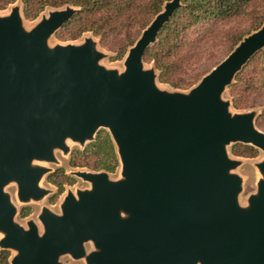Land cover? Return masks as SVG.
<instances>
[{
	"label": "water",
	"instance_id": "obj_1",
	"mask_svg": "<svg viewBox=\"0 0 264 264\" xmlns=\"http://www.w3.org/2000/svg\"><path fill=\"white\" fill-rule=\"evenodd\" d=\"M181 1L164 4L122 71L101 65L93 36L49 46L76 8L53 10L30 30L20 6L0 17V250L13 253L10 264H63L65 256L84 264H264V159L242 205V161L227 150L264 152L260 111L232 113L222 98L264 49V23L187 93L168 91L143 56ZM101 128L120 178L75 172L90 187L68 193L60 214L43 207L39 224L16 223L6 187L17 186L21 204L42 200L55 152L68 155V142L83 148Z\"/></svg>",
	"mask_w": 264,
	"mask_h": 264
},
{
	"label": "trees",
	"instance_id": "obj_2",
	"mask_svg": "<svg viewBox=\"0 0 264 264\" xmlns=\"http://www.w3.org/2000/svg\"><path fill=\"white\" fill-rule=\"evenodd\" d=\"M169 1L0 0V11L20 3L25 20L34 21L47 9L76 8L77 13L57 31L54 38L69 42L91 34L102 48L114 55L113 61H119ZM263 23L264 0H182L181 7L160 29L155 44L145 51L143 61L156 69L160 84L186 91L207 74L199 73L191 80L184 78L193 59L199 56L196 45L210 43L220 46L225 58L243 38L258 31ZM263 59V52H257L236 75L228 92L232 108L238 111L244 110L252 97L259 100L260 114L256 127L264 132ZM230 153L242 159H255L259 154L257 149L243 144L234 145ZM69 166L114 174L119 161L109 134L102 131L85 150L74 151ZM60 172L48 179L57 190L52 202L62 194L63 185L69 180ZM10 256L8 251L0 250V264H10Z\"/></svg>",
	"mask_w": 264,
	"mask_h": 264
},
{
	"label": "rangeland",
	"instance_id": "obj_3",
	"mask_svg": "<svg viewBox=\"0 0 264 264\" xmlns=\"http://www.w3.org/2000/svg\"><path fill=\"white\" fill-rule=\"evenodd\" d=\"M15 6H20V8H21L20 3H16L14 5H11L6 10L0 11V17L9 15L11 12V9ZM53 10H55V9H47L45 12H43L34 21H28V20H25L24 17H22L24 28L26 30H30L43 17H47L49 12H51ZM91 36H92L91 34H85L80 39H78L77 41L62 42V41L56 40L54 38L55 37V35H54L49 39L48 44L50 47H52L54 45H69V44L78 45V44L83 43L85 38L91 37ZM94 41L97 42V51L104 55V58L100 61L101 65H103L105 68H108V69H117V70L122 71L124 69L123 63H124L125 58H123L122 60H119V61H113L112 58L114 57V55L110 51H108L107 49L102 48L99 44L98 39L94 38ZM195 49L199 51V56L197 57V59H193L191 67L186 70V74L184 75V78L187 80H191L194 75H197L199 73L200 74L201 73L202 74L209 73L214 68L215 64H219L224 59L223 49H221L220 46H213V44H210V43L199 44V45H196ZM262 52L264 54V49L262 50ZM263 65H264V59H263ZM145 66H146V68L152 67V65H148V64H145ZM263 68H264V66H263ZM196 85L192 86L190 89H192ZM158 87L161 89L168 90V91H177V92H186V93L190 90V89L186 90V91L175 90V89H172L166 85H162L159 82H158ZM222 98L224 100L230 101L232 104V100H231V97L229 95L228 89L224 92ZM252 110L258 111V112L260 111L259 100L256 99L255 97H252L250 99L249 103L247 104V106L245 107L244 110L238 111V110H235L232 107H230V111L232 113H243V112H249ZM102 131L107 132L106 129H102V128L99 129V131L97 132V134L95 136V139H96L97 135ZM91 143H93V142H91ZM91 143L87 142L86 145L82 148L78 144L68 142V147L70 149L69 154L64 155L62 152L56 151L55 152V158L57 160V163H54V164L50 163V164L46 165V167H48V169H50V172H49L50 176L53 174H56L57 172L62 171L65 175H67L68 177H72V179H73V182L71 185H67L65 187L63 186V192L57 198L56 201L52 202V199L55 196L57 190L53 186L46 183V181H45L46 176H44L42 178V180L40 182V187L47 190L48 194L42 200H40L38 202L32 201V202H29L27 204H21L18 202V200L16 198V195H15L16 190H15V187L12 186L13 184L6 187V189H5L6 192H8L11 195L12 202L15 204V206L17 208V215L15 217L16 223H18L19 225H21L23 227H26V223L30 220L35 221L37 224H39L37 217H38V215L41 212V209L43 207L48 208L53 213L60 214V205L62 204L64 197L68 193H72L73 195H75L77 191L85 190V189H88L90 187V185L88 183H86V182L82 181L81 179L73 176V174H72L75 171H85V172H89V171L87 169L71 168L68 165V163H69L70 156L74 151H76V150L83 151ZM233 146L234 145H230L227 150L230 154V157L235 159L236 157L232 156L230 153V150ZM258 153L259 154H258L257 158H255V159L236 158V159H239L242 161V164L236 170V173L243 180L242 193L240 195V202L242 205L245 204V200L248 198V196L253 194L256 190V182H257V179L259 176L257 173V169L255 168V165L264 159V152L258 150ZM109 177L111 180L119 179L120 178V166L117 168V170L114 174H109ZM23 211H25V212L28 211L29 215L27 217H22V214L25 213ZM87 249L89 250L90 246H88ZM9 253L11 255L10 256V258H11L13 253L12 252H9ZM61 261L63 264H84L82 261H77V262L73 261L70 257H67V256L63 257L61 259Z\"/></svg>",
	"mask_w": 264,
	"mask_h": 264
},
{
	"label": "flooded vegetation",
	"instance_id": "obj_4",
	"mask_svg": "<svg viewBox=\"0 0 264 264\" xmlns=\"http://www.w3.org/2000/svg\"><path fill=\"white\" fill-rule=\"evenodd\" d=\"M68 165H69V163H68ZM79 169V168H78ZM89 171V170H88ZM75 172H78V171H75ZM75 172H73V173H75ZM85 172V171H84ZM89 172H92V173H98V172H94V171H89ZM72 173V174H73ZM57 174H61V172H57L56 174H53V175H57ZM63 175H64V177L66 178V177H68L67 175H65L64 173H63ZM46 177H45V181H46V183H48L49 185H51V186H53L50 182H48V179H49V177H50V173H48V174H46L45 175ZM73 176H75L74 174H73ZM75 177H77V176H75ZM69 178V180H68V182H65L64 183V187L65 186H67V185H71L72 184V182H73V179H72V177H68ZM77 178H79V177H77ZM79 179H81V178H79ZM82 180V179H81ZM83 181V180H82ZM70 183V184H69ZM87 183V182H86ZM12 186H14L15 187V190L17 191V186L15 185V184H13ZM54 188H56L55 186H53ZM23 212H25V211H23ZM29 215V212L27 211V212H25L24 214H22V217H27ZM89 245H86V247H88Z\"/></svg>",
	"mask_w": 264,
	"mask_h": 264
}]
</instances>
